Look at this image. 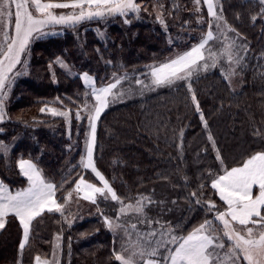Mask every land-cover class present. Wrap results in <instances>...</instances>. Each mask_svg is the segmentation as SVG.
Masks as SVG:
<instances>
[{
    "label": "trees",
    "instance_id": "16d2710c",
    "mask_svg": "<svg viewBox=\"0 0 264 264\" xmlns=\"http://www.w3.org/2000/svg\"><path fill=\"white\" fill-rule=\"evenodd\" d=\"M143 2L149 5L148 13L141 12L139 19L130 14V24L116 16L84 21L75 28L57 25V35L32 42L30 55L22 57L28 58L27 75L17 77L13 83L6 102L8 118L0 123L3 129L0 141L8 146L6 153L0 151V179L11 191L27 185V178L20 174L17 165L20 158L33 159L45 178L57 185L80 161L88 130L87 120L74 118L76 106L82 104L88 91L80 73L88 71L98 85L106 84L113 72H127L130 77L145 79L141 74L148 72L146 66L190 49L208 30L210 18L203 4L201 14L205 23L197 24L192 0H162L167 10H171L173 3L180 5L179 11L171 16L165 14L168 25L165 30L155 20L154 13L149 15L153 12L150 6L153 0ZM220 3L228 25L244 38L239 43L246 44L248 52L243 61L245 66L237 69L235 85L223 79L218 69L194 82L200 109L208 122L207 130L186 88H159L141 94L134 79L124 82L123 88L131 90L121 101L111 104L97 122L95 163L118 195L125 203L137 194L163 201L151 206L148 216L161 223L182 224L185 234L204 219H211L189 198L193 191L199 197L201 183L205 185L201 198H211L222 205L210 188V181L201 179L208 169L219 172L221 168L208 141L209 132L224 166L229 168L264 150V138L254 135V129L264 132V21L251 20L260 5L256 0H220ZM222 46L221 43L219 49ZM241 55L245 53L241 51ZM57 57L65 61L71 73L53 63ZM57 97L63 101L64 108L73 109L70 126L64 118L40 112L45 103L60 108L59 103H53ZM181 129L184 130L182 151L178 147ZM80 172V167L75 168L69 178H76ZM83 174L90 182H97L90 170ZM72 187L65 184L63 190L57 191L58 202H64L62 197ZM72 203L67 206L66 214L78 218L71 228L58 213H46L33 222L31 247L23 254V264H34L35 255L49 257L55 237L61 232L60 264H119L112 252L113 248L119 250L121 241L117 239L114 243L113 233L97 212L89 215L86 204L82 211L77 202ZM99 208L114 217L119 205L100 202ZM138 229L146 231L148 226L138 225ZM21 232L18 221L9 216L5 229L0 230V264H17Z\"/></svg>",
    "mask_w": 264,
    "mask_h": 264
},
{
    "label": "snow or ice",
    "instance_id": "6c2138e0",
    "mask_svg": "<svg viewBox=\"0 0 264 264\" xmlns=\"http://www.w3.org/2000/svg\"><path fill=\"white\" fill-rule=\"evenodd\" d=\"M256 2L260 9L251 17L253 23L257 20L264 21V0ZM192 4V14L197 17V24L205 23L201 6H206L207 16L210 18L207 21L208 30L202 33L199 42L190 49L177 52L164 62L146 66L148 72L141 74L145 79L130 77L127 72H113L106 84L97 86L96 78L88 71L79 74L84 84L90 88V91L84 93L82 104L77 105L74 111L75 120H87L85 152L78 164L69 169L60 185L48 181L33 159L24 158H20L17 165L20 174L27 178V187L13 192L0 180V230L5 229L9 216L18 221L22 230L17 264H23V254L31 247L33 222L38 218L46 213H58L63 222L69 228L72 227L78 217L66 214V209L74 196L77 203L82 198L96 205V214L113 233L114 243L117 239L121 241L119 250L113 248L112 252L114 260L119 264H264V150L250 154L240 165L229 168L224 166L220 150L209 132L207 138L221 168L219 172L208 169L206 176L201 174V179L210 181V188L215 191L222 205H217L211 198H201L205 187L201 183L199 197L197 191H193L189 198L205 210L211 219H204L186 234L182 224L161 223L160 220L148 216L151 206L163 204V201H155L151 195L137 194L125 203V199L118 195L112 183L95 163L97 122L111 104L121 101L131 90L123 88L126 81L134 79L141 94L144 90L186 88L205 130L208 129V122L200 109L193 84L212 69H218L222 78L230 84L237 69L242 70L245 66L243 61L248 47L243 43L238 44L236 39L228 36L231 32L237 39H244L235 28L228 25L220 0H192ZM150 6L153 12L149 15L154 13L155 20L165 30L168 28L165 14L171 16L180 9L178 3H173L171 10H167L162 0H153ZM148 10L149 5L143 0H0V123L8 118L6 102L13 83L17 77L27 75L28 61L22 57L30 55V45L34 40L57 35V25L75 28L84 21L97 18L120 16L124 18L125 24H130V14L139 19L141 12L148 13ZM183 23L188 24V21ZM220 36L224 38L223 46L214 50L213 42ZM241 51L245 55H241ZM222 60L227 62V69ZM53 63L71 73V68L61 57H57ZM17 65H22L20 70H16ZM49 68H52V64ZM52 75L53 82H56L55 73ZM53 103H59L61 107H50L45 103L40 112L64 118L70 126L73 109L64 108L59 97ZM2 131L0 128V132ZM254 135L264 138V132L259 129H254ZM183 136L184 130L181 129L178 145L181 151ZM0 151H8V146L2 141ZM77 167L81 168V172L77 173L76 178L70 179L71 173ZM89 170L96 183L85 178L83 173ZM65 184H72L73 187L62 197L64 202L60 203L56 194L58 190L64 189ZM109 201L119 205L114 217L106 215L99 208L100 202ZM172 203L175 204V201ZM133 219L135 223L131 222ZM138 225H147L149 230L140 231ZM62 239V232L58 233L50 256L42 258L41 255H35L34 264H60Z\"/></svg>",
    "mask_w": 264,
    "mask_h": 264
},
{
    "label": "rangeland",
    "instance_id": "374dc122",
    "mask_svg": "<svg viewBox=\"0 0 264 264\" xmlns=\"http://www.w3.org/2000/svg\"><path fill=\"white\" fill-rule=\"evenodd\" d=\"M233 34H234V33H231V35L228 34V36L231 37V38H233V39L238 40V44H240V43H239V40H240V39L234 38V37H233ZM217 35H219V33H217ZM234 36H235V35H234ZM197 43H198V42H197ZM221 43H222V45H223V43H224V38H223V36H220V37H219V40L213 42V48H214V50H218L219 47L221 46ZM22 59H23V58H22ZM27 61H28V58H27ZM221 62L224 64V67L227 69V68H228V64H227V62L224 61V60H222ZM21 67H22V65L17 66V69H16V70H18V69L20 70ZM235 78H236L235 75L231 77V82H232V83L235 81ZM83 83H84V82H83ZM96 84H97V82H96ZM233 84L235 85V82H234ZM85 86H86V85H85ZM97 86H101V85H98V84H97ZM86 87H87V86H86ZM235 87H236V86H235ZM88 91H90V88H88ZM13 192H14V191H13ZM73 202H74V203H72V204H75V202H76V200H75V196L73 197ZM79 202H80V204H79ZM83 202H84V204H83ZM77 204H78V206L80 207L79 209H82V211L85 209V204H86V208H87L86 213L89 214V215H91V214H95V213L97 212V206H96V205H93V204H91L90 202L83 200L82 198L79 199V201H78ZM148 230H149V228H148ZM148 230H146V231H148ZM20 239H21V237H20Z\"/></svg>",
    "mask_w": 264,
    "mask_h": 264
},
{
    "label": "crops",
    "instance_id": "0c3cea01",
    "mask_svg": "<svg viewBox=\"0 0 264 264\" xmlns=\"http://www.w3.org/2000/svg\"><path fill=\"white\" fill-rule=\"evenodd\" d=\"M1 180V179H0ZM8 186V185H7ZM28 186V181H27V185L25 186V187H27ZM9 187V186H8ZM9 190H10V188H9ZM11 191V190H10ZM15 192V191H14ZM21 235H22V232H21Z\"/></svg>",
    "mask_w": 264,
    "mask_h": 264
}]
</instances>
